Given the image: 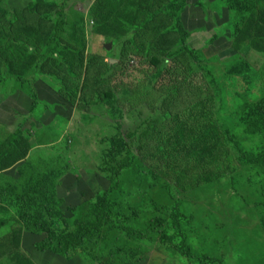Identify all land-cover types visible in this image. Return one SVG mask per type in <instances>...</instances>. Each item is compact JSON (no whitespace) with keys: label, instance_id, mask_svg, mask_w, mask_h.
Masks as SVG:
<instances>
[{"label":"rangeland","instance_id":"obj_1","mask_svg":"<svg viewBox=\"0 0 264 264\" xmlns=\"http://www.w3.org/2000/svg\"><path fill=\"white\" fill-rule=\"evenodd\" d=\"M122 1L107 18L104 0H0V141L16 153L0 170L13 179L0 187V221L8 222L0 263L264 264V157L244 154L264 155V13L236 39L218 0ZM182 21L189 34L182 55H195L198 89L201 79H221L230 110L246 99L256 106L225 136L211 114L185 123V133L198 127L208 144L218 136L209 157L182 151L172 136L177 118L187 117L177 113L172 90L192 91L195 79L171 82L167 73L182 58L168 32ZM243 72L263 77L258 96L247 92ZM28 161L44 178L30 191L19 188ZM143 165L163 206H148L147 216L170 224L167 242L136 238L141 227L118 216H111L115 226L102 222L111 191ZM125 191L132 199L146 190L125 184ZM27 218L45 221L64 241L80 240L64 253L40 249L43 236L15 234L9 225Z\"/></svg>","mask_w":264,"mask_h":264},{"label":"trees","instance_id":"obj_2","mask_svg":"<svg viewBox=\"0 0 264 264\" xmlns=\"http://www.w3.org/2000/svg\"><path fill=\"white\" fill-rule=\"evenodd\" d=\"M121 1L122 0H104V5H103L104 9H102V11L105 10V13L102 12L104 16L107 18L112 17L115 14L114 11L115 6L120 4ZM218 1L222 6L220 10L227 7L228 11L230 12L228 24L229 27L231 28L233 27V29L235 30L234 38L236 39H238L242 35L241 27L247 25L249 22L255 19L256 18L255 16L258 13L260 12L264 13V5L257 7L255 0H218ZM100 4H101V0H100ZM96 10L99 12V9ZM162 13L163 12H160V14ZM166 23H168V21ZM57 32L60 33V25H58L57 31L55 32L54 37L50 41V46ZM166 33H167V26L165 25L164 34ZM168 33L173 36L172 37L168 35L170 37V41L172 42V44H174V46L171 48V51L174 54H177V56L182 57L181 60L177 58L176 62L167 65V69H168L167 73L170 81L174 82V80H177L179 82H184V81L189 82L195 78L194 81H192L193 90L197 89V95H195V92L193 93V90L184 91V92L178 90H172V94H174V98L180 107V110L177 113H179V115L182 112L187 113L186 119L181 120L183 119V116L181 115H180V119L177 118V120H179L177 124V129L175 133L172 134L174 138V143L176 145L175 147H179L182 151L192 148L193 152L194 150L196 153L202 152L203 156L209 157L211 156L213 149L217 145H219L218 136L216 135L214 136L215 142L208 144L207 142L200 139L201 136H198L196 133H194V131L195 132L200 131L198 127L196 130L194 129L191 132L185 133V129H184L185 123L188 121L195 120L197 118H203L206 115L211 114L214 118L212 121V127L219 129L220 133L223 136H225L230 126L233 127L236 126L237 129L238 127H242L243 125H245L248 120L246 117L250 115V111H252V109L254 110L256 106H251L246 104L247 102L246 99V100H240V104H235V109H234L235 112L233 110H230L228 108L229 101L227 98L228 88L225 85V82L221 79H216L215 81L212 80L211 78L208 79L207 77L206 79H201L202 83L205 82V85L201 89H198L199 86H197L198 84H196L195 82V80L198 79L197 78L198 72H194L193 70L194 64L192 62L195 61V55L193 54L190 55L192 60L188 56L187 58L185 56L189 54L185 50V45L188 41L189 34L188 31L185 30L183 27V21H182V25L179 22H177L176 30H171ZM168 60H171V58ZM163 62L164 65L161 67V69H159V71H157L158 75L160 70H162L165 64H167L166 61ZM176 63H177V68H180L182 70L172 69L173 65ZM170 68L175 75H172L171 70L169 71ZM241 78L247 86V92L251 91L254 88L255 95L258 96L259 90H261L258 87L263 79L261 74H256L254 76V73L252 72H243ZM153 84H155L154 80L153 79L149 80L147 84L148 89H151L154 86ZM261 95H264V90L261 93ZM119 102L123 106V101L120 98H119ZM163 102L165 106L172 104V103L167 104L168 102L166 101ZM261 106H264V103ZM260 112L262 117L264 118V110H261ZM7 140L8 139H6L4 142L0 141V170L9 167L11 161L16 156L15 152L7 153L2 149V147L6 145ZM244 154L246 158L250 160L260 159L264 157V155L261 153H258L257 155H250L246 151H244ZM41 162L43 164H46V161H41ZM145 168L146 167L144 165L137 167L138 173L131 174L127 180V183L118 184L116 187L117 191L115 190L111 191L112 193L107 198V203L104 205V210H103L104 214H108V216L106 217L105 215L104 221L102 222L103 224L115 226V224L112 222L111 216H118L126 220L128 223L134 222L136 225H139L141 227L142 233L135 234L134 236L136 238L139 239L146 238L151 240L159 238L158 240H160L161 242H167L170 233L169 230L170 224L168 222L165 221L162 222V220L147 216L148 206H152L156 208H161V207L163 208V206L160 205V203H158V201L155 199V196L158 193L156 192L155 195L154 193L151 192L152 191L150 188L151 184L153 183L156 185L157 182L154 179L151 180V178L147 175L148 171ZM38 169H40L39 165H34L32 161L26 162L25 170L28 172V175L24 176L23 179L20 180L19 188H26L30 191L32 185H36V184L41 185L44 178H40V179L38 178L39 176H42L43 171ZM24 178H28V180L25 181ZM12 181L13 179L0 175V187L9 189ZM55 184H56L55 182L52 183L53 188H55ZM125 184L141 187L146 191L130 199L127 197L125 191ZM156 187H157L156 191H160L157 185ZM27 193L28 191H24V194ZM16 222L17 224L9 223L11 229L14 231L15 234H21V232L25 230L26 232L32 235H39L44 237L45 241L38 244V247L43 250L51 249L56 253H64L70 248V246L76 245L77 241L80 240V237H72V239L70 238L71 241H64L60 239L57 236V234L43 220L27 218L25 223L22 225L23 227L21 226L20 220H17ZM7 226H8V222L3 220L0 221V230H3ZM86 230L84 231V233L86 232L87 235L90 231V228ZM152 234L153 237H151ZM183 250H184V255H187L186 252L187 246H184ZM18 255H20V253H18ZM20 263H21V259H20ZM0 264H13V263L11 259L9 260L8 258L6 263H0Z\"/></svg>","mask_w":264,"mask_h":264},{"label":"water","instance_id":"obj_3","mask_svg":"<svg viewBox=\"0 0 264 264\" xmlns=\"http://www.w3.org/2000/svg\"><path fill=\"white\" fill-rule=\"evenodd\" d=\"M106 49H108V50L110 49L109 45L106 46Z\"/></svg>","mask_w":264,"mask_h":264}]
</instances>
